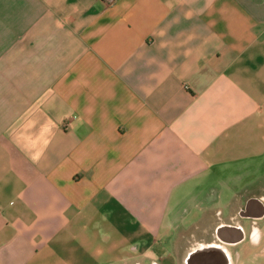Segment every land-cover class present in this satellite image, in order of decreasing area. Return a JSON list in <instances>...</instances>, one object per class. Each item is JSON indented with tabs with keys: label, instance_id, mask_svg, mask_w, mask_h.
Wrapping results in <instances>:
<instances>
[{
	"label": "crops",
	"instance_id": "crops-1",
	"mask_svg": "<svg viewBox=\"0 0 264 264\" xmlns=\"http://www.w3.org/2000/svg\"><path fill=\"white\" fill-rule=\"evenodd\" d=\"M113 1L0 0V264H264V0Z\"/></svg>",
	"mask_w": 264,
	"mask_h": 264
},
{
	"label": "water",
	"instance_id": "water-1",
	"mask_svg": "<svg viewBox=\"0 0 264 264\" xmlns=\"http://www.w3.org/2000/svg\"><path fill=\"white\" fill-rule=\"evenodd\" d=\"M186 264H230V256L222 249L207 248L189 255Z\"/></svg>",
	"mask_w": 264,
	"mask_h": 264
},
{
	"label": "bare ground",
	"instance_id": "bare-ground-1",
	"mask_svg": "<svg viewBox=\"0 0 264 264\" xmlns=\"http://www.w3.org/2000/svg\"><path fill=\"white\" fill-rule=\"evenodd\" d=\"M207 248H219V249L224 250L226 253H228L227 250L225 248L221 247L220 245L212 244V245H208V246L207 245L197 246V248H195L194 251L190 253V256L196 254L198 251H201V250H204Z\"/></svg>",
	"mask_w": 264,
	"mask_h": 264
},
{
	"label": "built area",
	"instance_id": "built-area-1",
	"mask_svg": "<svg viewBox=\"0 0 264 264\" xmlns=\"http://www.w3.org/2000/svg\"><path fill=\"white\" fill-rule=\"evenodd\" d=\"M109 4H113V0H107Z\"/></svg>",
	"mask_w": 264,
	"mask_h": 264
}]
</instances>
